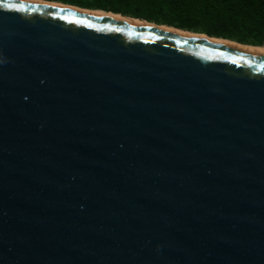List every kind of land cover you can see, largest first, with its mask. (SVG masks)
<instances>
[{
    "label": "water",
    "instance_id": "water-1",
    "mask_svg": "<svg viewBox=\"0 0 264 264\" xmlns=\"http://www.w3.org/2000/svg\"><path fill=\"white\" fill-rule=\"evenodd\" d=\"M88 10L0 0V264H264V53Z\"/></svg>",
    "mask_w": 264,
    "mask_h": 264
},
{
    "label": "trees",
    "instance_id": "trees-1",
    "mask_svg": "<svg viewBox=\"0 0 264 264\" xmlns=\"http://www.w3.org/2000/svg\"><path fill=\"white\" fill-rule=\"evenodd\" d=\"M121 13L243 44H264V0H50Z\"/></svg>",
    "mask_w": 264,
    "mask_h": 264
},
{
    "label": "bare ground",
    "instance_id": "bare-ground-1",
    "mask_svg": "<svg viewBox=\"0 0 264 264\" xmlns=\"http://www.w3.org/2000/svg\"><path fill=\"white\" fill-rule=\"evenodd\" d=\"M88 12L90 13H100V14H106V15H110V16H113L117 19H122V20H128V21H134V22H138V23H141V24H144V25H152V23H149L147 21H144L143 19H140V18H132L130 16H122L120 14H114V13H106L104 11H101V10H98V9H89ZM166 29L170 30V31H173L175 33H178L180 35H195L193 34L192 32H189V31H186V30H183V29H179V28H174V27H166L164 26ZM196 36L198 37H204V38H207L206 35L204 34H197ZM210 40L212 41H215L217 43H221V44H226V45H230V46H239V47H245V48H248V49H253V50H256V51H259V52H262L264 53V46H244V45H241L235 41H232V40H228V39H225V38H220V37H210L209 38Z\"/></svg>",
    "mask_w": 264,
    "mask_h": 264
},
{
    "label": "rangeland",
    "instance_id": "rangeland-1",
    "mask_svg": "<svg viewBox=\"0 0 264 264\" xmlns=\"http://www.w3.org/2000/svg\"><path fill=\"white\" fill-rule=\"evenodd\" d=\"M88 9V8H87ZM99 10V9H98ZM127 16V15H126ZM150 22V21H149ZM177 28V27H176ZM180 29V28H179ZM185 30V29H183ZM186 31H189V30H186ZM189 32H194V31H189ZM199 33V32H198ZM205 34V33H204ZM221 38V37H220ZM226 39V38H225ZM228 40H232V39H228ZM232 41H235V42H238L236 40H232ZM238 43H241V42H238ZM243 44V43H242ZM248 45H252V44H248ZM253 46H264V45H253Z\"/></svg>",
    "mask_w": 264,
    "mask_h": 264
}]
</instances>
